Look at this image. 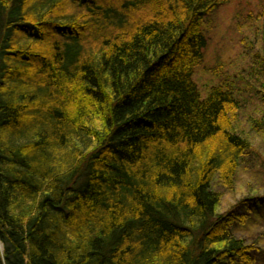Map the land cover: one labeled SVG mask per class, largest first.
I'll use <instances>...</instances> for the list:
<instances>
[{
    "label": "trees",
    "instance_id": "1",
    "mask_svg": "<svg viewBox=\"0 0 264 264\" xmlns=\"http://www.w3.org/2000/svg\"><path fill=\"white\" fill-rule=\"evenodd\" d=\"M229 1L0 0V264L254 263L242 85L195 80Z\"/></svg>",
    "mask_w": 264,
    "mask_h": 264
},
{
    "label": "rangeland",
    "instance_id": "2",
    "mask_svg": "<svg viewBox=\"0 0 264 264\" xmlns=\"http://www.w3.org/2000/svg\"><path fill=\"white\" fill-rule=\"evenodd\" d=\"M204 29L208 43L195 80L204 95L220 79L234 82L236 78L238 86L242 85L244 108L237 124L254 151L241 163L231 188L217 184L223 195L220 213L234 211L239 216L234 235L252 247L253 264H264V127L249 123L264 117L263 88L259 84L264 78L260 65L264 58V0H230L208 16ZM243 205H250L256 214L240 220L246 212Z\"/></svg>",
    "mask_w": 264,
    "mask_h": 264
}]
</instances>
